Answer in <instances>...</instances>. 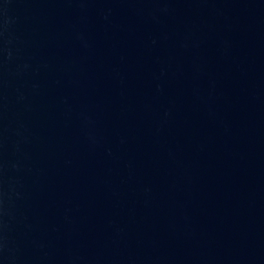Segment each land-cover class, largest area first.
Instances as JSON below:
<instances>
[{
    "label": "water",
    "instance_id": "95a60500",
    "mask_svg": "<svg viewBox=\"0 0 264 264\" xmlns=\"http://www.w3.org/2000/svg\"><path fill=\"white\" fill-rule=\"evenodd\" d=\"M0 264H264V0H0Z\"/></svg>",
    "mask_w": 264,
    "mask_h": 264
}]
</instances>
